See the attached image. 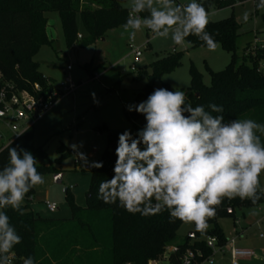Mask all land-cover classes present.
Listing matches in <instances>:
<instances>
[{"label": "trees", "instance_id": "16d2710c", "mask_svg": "<svg viewBox=\"0 0 264 264\" xmlns=\"http://www.w3.org/2000/svg\"><path fill=\"white\" fill-rule=\"evenodd\" d=\"M245 1L247 0H204L201 3L208 9L210 5L234 7L236 3ZM257 3L258 0L254 2L255 5ZM49 11L60 13L65 37L71 46L78 37L77 13L81 14L89 34L87 41H93L123 25L129 8L122 7L118 0H0V90L7 83H14L19 89L31 92L36 83L44 91L55 86L39 70V64L32 58L40 46L52 43L45 33V13ZM141 15L146 16L148 13ZM239 27L233 16L208 24L206 30L231 53V62L225 69L211 73L209 86L203 83L201 72L192 68L191 85L185 92L186 100L193 106L203 105L206 110H209V103L222 105L225 122L237 118H252L264 122V68L259 67L260 59L264 58V49L246 55L244 52L250 45L247 43L242 55H238L236 48ZM186 39L192 41V47L206 46L194 35ZM181 59V52L173 50L153 60L149 64L152 71L147 91L154 80L179 67ZM161 87L174 90L168 83H161L159 88ZM126 115L130 120H137L141 116L134 111H126ZM104 128L107 132V146L98 160L103 162V167L90 170L91 182L86 206L78 205L66 189V198L72 212L69 218H42L29 204L23 205L22 216L10 208L5 209L11 223L23 237L22 243L13 249L17 257L31 255L36 264H160L165 258L169 264H181L182 257L191 249L202 253L199 258L201 260L212 254V249L206 243L208 236L215 237L218 246L227 243L219 219L236 218L237 210L242 211L264 203V198L255 206L249 200L224 199L217 208L216 216L208 220L209 228L205 234L196 232L194 226V236L186 237L178 244L177 252L166 255L167 248L178 240V231L184 223L179 220L170 222L167 211L144 217L139 213L127 212L118 203L105 204L98 198L100 182L110 180L114 174L118 139L117 132L106 126ZM137 130L138 128L135 132ZM34 141L35 129L32 125L14 136L7 145L0 146V164L7 163V148L17 145L30 150L38 161L49 160L46 151L35 146ZM57 151L58 164L74 155L73 149L65 145L59 146ZM37 168L42 175L59 172L50 162H38ZM33 193L34 188L27 196Z\"/></svg>", "mask_w": 264, "mask_h": 264}, {"label": "clouds", "instance_id": "9594fccd", "mask_svg": "<svg viewBox=\"0 0 264 264\" xmlns=\"http://www.w3.org/2000/svg\"><path fill=\"white\" fill-rule=\"evenodd\" d=\"M255 7L264 11V0ZM145 12L148 15L142 16ZM211 14L200 0H130L122 35L134 40L138 31L147 29L157 38L170 37L182 49L192 46L186 38L194 35L214 51L219 42L206 30ZM249 17L245 11L243 22ZM91 96L99 105L96 93ZM126 108L142 115L145 123L135 134L130 129L118 133L114 174L98 189L105 204L118 203L144 217L167 211L170 222L193 224L196 232L205 234L224 199L249 200L255 206L264 198V122H225L222 105L209 103L206 110L187 102L184 91L162 87ZM69 147L86 167H103L102 161L89 162L78 151L82 142ZM7 153V163L0 164V264H12L13 249L23 240L5 209L24 215L26 195L45 183L30 150L9 146ZM250 214L259 215V210L253 207ZM21 260L36 264L31 255Z\"/></svg>", "mask_w": 264, "mask_h": 264}, {"label": "rangeland", "instance_id": "374dc122", "mask_svg": "<svg viewBox=\"0 0 264 264\" xmlns=\"http://www.w3.org/2000/svg\"><path fill=\"white\" fill-rule=\"evenodd\" d=\"M202 1L204 0H200ZM118 2L122 7L129 8L130 0H118ZM177 2L187 3L188 0H177ZM211 6L208 10L214 14L210 15V22L233 16L239 23L236 48L238 55H242L247 43L254 41L255 33L264 37V11L257 10L253 0L236 3L234 7ZM245 11L250 12L247 23L242 19ZM45 16L47 18L45 33L52 43L40 46L33 53L32 58L39 64V70L55 85L64 81L68 74L64 69L70 65L72 69L69 74L77 84V88L63 95L56 103L55 109L34 124L35 146L42 147L49 158L38 162L41 164L50 162L59 169V172L43 174L45 183L36 186L32 195H26L24 204H29L30 208L42 218H69L72 212L65 190L68 189L69 195H72L78 205L86 206L91 171L83 168V162L75 163V159L79 158L75 153L58 164L56 162L59 156L58 147L65 145L70 148V144L82 142L83 147L78 148V151L86 154L89 162H98L107 146L105 126L117 133L130 129L134 134L135 129H140L145 123L142 115L137 120L128 119L126 105L145 100L154 89L160 87L161 83H168L174 90L186 92L191 85L192 68L201 72L203 83L209 86L211 73L225 69L231 62V53L220 43L214 51L209 50L207 46L182 49L175 45L170 37L157 38L147 29L138 31L135 39L130 40L127 33L122 35V25L108 31L98 40L87 41L89 34L80 13L76 15L78 37L69 46L60 13L49 11ZM138 48L142 50L141 63L132 70L133 53ZM173 50L181 52L182 64L154 80L152 87L147 91L149 74L152 71L149 64L158 56H164ZM259 67L264 68V58L260 59ZM91 72H94L92 77ZM93 92L96 93L99 105L93 102L91 96ZM7 120V117H1L0 146L7 145L12 136L26 128L23 121H16L17 130L13 131L5 125ZM261 182L264 185V176L261 177ZM47 200L57 203L58 208L55 212L47 209L45 205ZM252 208L237 210L236 218L219 219L227 243L224 246L216 245L217 253L213 256V264H231L227 244H230V240L234 237L237 241H249L257 252L264 247V238L259 236L264 232V221H261L264 220V203L256 207L259 215H251ZM243 224L247 227L244 231H242ZM193 228V224H183L178 231V243L183 242L189 232L194 230ZM160 264H169V261L165 258ZM241 264L253 263L241 261Z\"/></svg>", "mask_w": 264, "mask_h": 264}, {"label": "built area", "instance_id": "2783aa9c", "mask_svg": "<svg viewBox=\"0 0 264 264\" xmlns=\"http://www.w3.org/2000/svg\"><path fill=\"white\" fill-rule=\"evenodd\" d=\"M253 1L256 2V0ZM79 37H81V35H79ZM261 49H264V37H260L258 33H255L254 41L250 43L244 53L249 55ZM133 55L131 69L135 70L137 65L141 63L142 50L140 48L136 49ZM71 69L72 67L70 65L66 67L67 71ZM76 88L77 84L73 81L69 73L65 76L64 81L56 84L51 90L46 91H44L38 83L33 85L32 92L19 89L14 83H7L0 90V121L1 117H7L8 120L5 122V125L13 131L17 130L16 121H23L26 128H28L48 114L63 95L75 91ZM75 163L81 164L82 161L80 158H76ZM83 168L86 170L92 169L85 165H83ZM45 205L50 212H55L58 208L56 202L49 200L45 202ZM261 234L260 237L262 238ZM216 242L215 237L208 236L206 243L207 246L212 249V254L200 260L199 258L202 257L200 251L195 252L188 249L182 257L181 264H213V256L217 253L215 249ZM230 243L232 244L230 248L231 264H241L242 260L253 258L256 255V252L251 248L234 245L233 239ZM167 249H169L168 254L178 251L177 245L168 247ZM12 264H22L21 258L14 254V256H12Z\"/></svg>", "mask_w": 264, "mask_h": 264}, {"label": "crops", "instance_id": "0c3cea01", "mask_svg": "<svg viewBox=\"0 0 264 264\" xmlns=\"http://www.w3.org/2000/svg\"><path fill=\"white\" fill-rule=\"evenodd\" d=\"M64 72L65 73H69V71H67L66 70V68L64 69ZM92 73V74H91ZM90 73V76L92 77V76H94V72H91ZM57 105V104H56ZM55 107V106H54ZM53 107V109H55ZM52 109V110H53ZM51 110V111H52ZM50 111V112H51ZM17 135V134H16ZM16 135H14V136H16ZM2 135H0V137H1ZM14 136H12V138L14 137ZM11 138V139H12ZM261 221H264V220H261ZM238 222H239V220H238ZM242 231H244V230H246L247 229V227L243 224L242 225ZM260 236V235H259ZM178 239V238H177ZM233 240H234V245H236V246H240V247H248V248H251V249H253L255 252H256V255L253 257V258H250L249 260L248 259H244V260H242V261H245L246 263H248V262H251V263H253V264H264V247L260 250V251H258L257 252V250L251 245V243L249 242V241H237V239H236V237H234V238H232ZM231 239V240H232ZM230 240V241H231ZM179 241L177 240L176 241V243H174V245H171L170 247H172V246H175V245H178V244H180V243H178ZM227 246H229V250L227 251L228 252V254H229V256H230V248L232 247V244L230 243V244H227ZM222 252L223 253H225V251L224 250H222ZM257 257H259V258H257Z\"/></svg>", "mask_w": 264, "mask_h": 264}, {"label": "water", "instance_id": "95a60500", "mask_svg": "<svg viewBox=\"0 0 264 264\" xmlns=\"http://www.w3.org/2000/svg\"><path fill=\"white\" fill-rule=\"evenodd\" d=\"M0 114H1V112H0ZM193 236H194V231H190L189 234H188V236H187V238H192Z\"/></svg>", "mask_w": 264, "mask_h": 264}]
</instances>
